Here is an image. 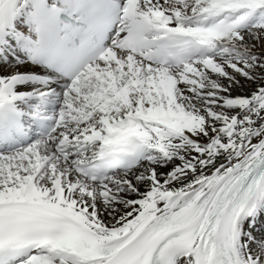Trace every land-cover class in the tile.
Masks as SVG:
<instances>
[{"label": "snow or ice", "instance_id": "snow-or-ice-1", "mask_svg": "<svg viewBox=\"0 0 264 264\" xmlns=\"http://www.w3.org/2000/svg\"><path fill=\"white\" fill-rule=\"evenodd\" d=\"M0 36L71 78L0 153V254L264 264V0H0ZM32 78L0 76V110Z\"/></svg>", "mask_w": 264, "mask_h": 264}, {"label": "bare ground", "instance_id": "bare-ground-1", "mask_svg": "<svg viewBox=\"0 0 264 264\" xmlns=\"http://www.w3.org/2000/svg\"><path fill=\"white\" fill-rule=\"evenodd\" d=\"M16 73L33 76L32 79H28L26 82H16L14 85L16 91L41 93L55 100L57 102L56 110H47V113L56 118L58 111L62 106L64 91L70 82L58 75H55L52 79H45V77L51 76L52 72L39 64L29 61L14 40H8L5 36H1L0 76H11ZM245 87H248V85L246 84ZM41 109L43 108L41 107ZM28 135V144H31L38 139H46L33 130L28 131ZM0 153L9 152L2 151Z\"/></svg>", "mask_w": 264, "mask_h": 264}]
</instances>
